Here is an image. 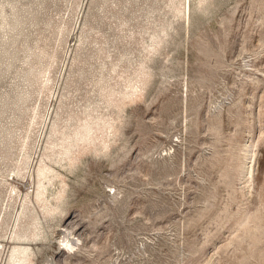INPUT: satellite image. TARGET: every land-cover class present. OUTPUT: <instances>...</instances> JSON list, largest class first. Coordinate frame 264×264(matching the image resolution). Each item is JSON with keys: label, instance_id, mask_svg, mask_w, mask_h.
Returning a JSON list of instances; mask_svg holds the SVG:
<instances>
[{"label": "rangeland", "instance_id": "1", "mask_svg": "<svg viewBox=\"0 0 264 264\" xmlns=\"http://www.w3.org/2000/svg\"><path fill=\"white\" fill-rule=\"evenodd\" d=\"M0 264H264V0H0Z\"/></svg>", "mask_w": 264, "mask_h": 264}, {"label": "bare ground", "instance_id": "2", "mask_svg": "<svg viewBox=\"0 0 264 264\" xmlns=\"http://www.w3.org/2000/svg\"><path fill=\"white\" fill-rule=\"evenodd\" d=\"M68 244H70V243H68Z\"/></svg>", "mask_w": 264, "mask_h": 264}]
</instances>
